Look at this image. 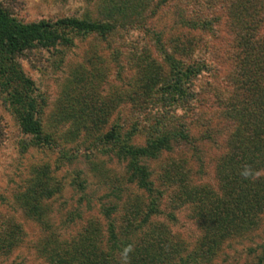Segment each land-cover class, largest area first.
<instances>
[{
  "label": "rangeland",
  "instance_id": "rangeland-1",
  "mask_svg": "<svg viewBox=\"0 0 264 264\" xmlns=\"http://www.w3.org/2000/svg\"><path fill=\"white\" fill-rule=\"evenodd\" d=\"M198 1L0 0L22 24L74 18L114 30L74 35L68 46L26 51L17 59L41 96L40 134L47 144H36L20 131L0 87V235L12 230L19 239L7 252L0 247V264H50V250L84 232L104 264H122L121 253L129 245L133 250L145 245L152 253L157 248L159 256L149 264H264V207L253 227L206 253L197 204L182 199V190H201L210 203L223 202V212L231 216L234 206L221 195V164L229 154L228 140L249 133L239 111L248 97L236 96L232 111L213 99L227 97L229 58L242 50L234 34L243 27L225 8L206 1L200 7ZM195 9L211 17L205 30L182 23V16ZM187 38L194 41V57L178 55V44ZM257 38L264 42V20ZM172 53L184 65L203 67L190 80L192 101L165 126L169 116L154 121L162 105L143 110L122 95L130 91L136 69L149 70L151 76L156 71L157 84L167 82L173 74ZM259 69L257 78H247L258 84L250 93L253 111L264 105V64ZM176 126L186 140H171L169 149H161L155 158L136 162L151 183L148 195L128 178L129 159L120 152L144 146L159 128ZM256 173L264 175V167Z\"/></svg>",
  "mask_w": 264,
  "mask_h": 264
},
{
  "label": "trees",
  "instance_id": "trees-1",
  "mask_svg": "<svg viewBox=\"0 0 264 264\" xmlns=\"http://www.w3.org/2000/svg\"><path fill=\"white\" fill-rule=\"evenodd\" d=\"M205 1L213 3V7L217 5L225 8L228 13L232 14L234 23L240 28L243 27L238 30V34H234L236 44L242 47V50L239 54L233 53L235 56L230 55L229 58L231 69L228 73L227 84L230 89L227 92V97L223 100L221 98L213 99L216 101V105L222 106L224 111H232L235 109L236 96L248 97L247 103L243 102L245 103L244 108H240L239 111L242 114L244 112L242 116L245 118L243 128L249 131L244 136L228 140L229 154L224 157L225 160L221 164L224 169L220 186L222 192H220L226 200L224 202L234 206L231 216L228 217L229 213L223 212V209L226 210L223 202L221 204L210 203L208 193L195 188L181 191V194L184 195L182 196L183 200L197 204L198 212L195 216L199 218L204 230L202 241L204 245L202 246L205 252L209 253L212 247H217L223 240L243 231L247 226L253 227L256 224L257 212L264 207V175L255 179H245L241 175L246 167L250 168L254 174L258 169L264 167V105L258 104L260 107L258 111L251 110L255 101L250 93L258 84L247 80L248 76L257 78L259 67L264 64L262 61L264 59V42L260 38L255 39L264 20V0H199L198 6L204 7ZM194 11L190 12V15H183L182 23L189 29L205 30L207 24L212 21L211 17L207 19L205 14H202V10L195 9ZM208 11L211 12L210 9L204 12ZM212 17L215 19L214 16ZM112 29L103 23H92L74 18H62L50 22L40 20L22 24L16 22L0 3V87L7 106L16 117L18 128L22 133L30 135L34 139V143H48L47 139L40 134L43 103L33 82L20 69L17 59L26 51L68 46L74 35H99L106 31L113 33ZM188 38L184 43L178 44L179 56L191 54V57H194V41L192 44L193 39ZM254 41L256 43H253ZM173 55L172 53V60H170L173 74L167 79V82L157 84L159 75L155 70H152L155 71V74L151 76L152 72L149 70L139 71L136 69V76L132 81L130 91H126L122 95L123 100L128 101L130 106L135 105L134 102H136L138 107L144 106L143 110L150 106L155 108L162 105V108H159L161 111L156 112L154 121L157 124L160 119L169 116L167 122H164L165 126L179 118L176 116V111L182 110L183 105L187 107L192 101L194 92L190 80L192 77L196 78L202 72L201 68L203 67L198 63L194 66L184 65V63L178 62ZM261 58L262 60H260ZM135 62L141 63L140 59ZM238 86L242 90L240 93L237 92ZM241 92L247 95H243ZM154 93H160V96H155ZM138 98L142 102H137ZM170 113H175V116ZM158 131L144 146L123 147L120 152L122 159L126 157L129 159L130 174L128 178L130 177V181L135 182L138 188L148 192V195L153 192L150 187L151 183L147 181L148 175L145 168L138 167L136 162L155 158L161 149H169L168 144L171 140L179 142L182 139H187L181 126L159 128ZM249 151H251L250 154H248ZM32 192L35 193V191ZM207 203H210L208 209L202 210V206ZM111 209V206L105 208L104 214L107 215ZM26 213L28 216L29 211ZM146 214L145 212L144 215ZM15 234L12 230H8L0 235V247L4 252H7L11 245L18 243L19 239H15ZM89 236L88 232H84L74 240L59 242L56 249L50 250L54 252L51 253L54 262L50 264H104L101 253L95 252L92 239ZM160 243L163 245L162 240ZM146 247L145 245L138 246L129 254L132 264H149L150 259L155 255L159 256L157 248H155V253H152V250L146 249Z\"/></svg>",
  "mask_w": 264,
  "mask_h": 264
},
{
  "label": "clouds",
  "instance_id": "clouds-1",
  "mask_svg": "<svg viewBox=\"0 0 264 264\" xmlns=\"http://www.w3.org/2000/svg\"><path fill=\"white\" fill-rule=\"evenodd\" d=\"M241 175L245 178V179H255L258 177V173L254 174L252 172V170L248 167H246L242 172ZM133 251V248L131 245L125 247L123 249V252L121 253V262L122 264H129V260H130V253Z\"/></svg>",
  "mask_w": 264,
  "mask_h": 264
}]
</instances>
